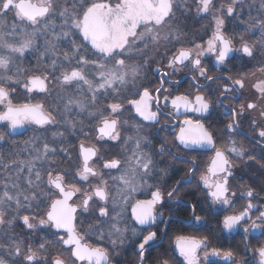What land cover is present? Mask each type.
I'll list each match as a JSON object with an SVG mask.
<instances>
[{"label":"snow or ice","instance_id":"1","mask_svg":"<svg viewBox=\"0 0 264 264\" xmlns=\"http://www.w3.org/2000/svg\"><path fill=\"white\" fill-rule=\"evenodd\" d=\"M193 5L197 16L211 18V35L185 45L176 13L190 12ZM229 21L239 31L227 32ZM30 53L35 63L25 67ZM208 57L227 74H209ZM234 60L253 70L233 75L227 65ZM185 70L192 74L191 91L173 95L165 85ZM149 72L158 78L154 88L143 83ZM250 80L251 99L238 107L224 104L237 100ZM20 90L26 98L16 101ZM214 93L215 107L230 116L222 141L202 119L213 110ZM129 108L140 121L124 116ZM246 118L258 151L234 139ZM168 121L179 126L175 153L167 141L157 147L145 132L149 125L162 131ZM262 121L264 0H219V6L217 0H0V141L34 126V134L15 145L7 160L0 156V264H112L111 251L125 245L133 248L136 264H145L154 250L153 264H177L162 248L176 219L171 213L181 205L190 208L184 222L198 229L208 227L206 216L232 208L237 161L264 170ZM70 136L78 145L68 143ZM109 142L120 151L104 150ZM201 151L212 152L197 179L205 216L197 214V202L180 196L198 171L196 157L182 152ZM165 155L188 165L167 191L160 180L178 170L170 173L173 164L159 167L164 161L157 157ZM139 191H150V199H136ZM239 195L246 205L223 215L217 226L242 231L245 240L253 233L264 236V211L252 202L257 192L242 185ZM166 207L168 215L161 210ZM80 215L93 220L86 231L78 226ZM175 249L183 264H201V250L204 264H264V243L254 248L246 243L240 253L210 246L208 235H177Z\"/></svg>","mask_w":264,"mask_h":264},{"label":"flooded vegetation","instance_id":"2","mask_svg":"<svg viewBox=\"0 0 264 264\" xmlns=\"http://www.w3.org/2000/svg\"><path fill=\"white\" fill-rule=\"evenodd\" d=\"M189 3H191V0H188ZM217 6H219V0H217ZM177 20L176 24L179 26V28L182 30V32L187 34V39L182 40V44H189L191 41L196 40L197 42L206 41L209 36L211 35V18L210 17H200L197 16L195 12V8L193 5L192 11L190 12H181L177 11L176 13ZM226 31L231 33L228 29V23L226 25ZM180 44H177L176 47H179ZM64 49L61 48V51ZM161 52H163V48L161 49ZM151 55V53H149ZM157 60H160L161 57L157 56ZM213 57H208L205 59V66L210 68V73L212 75H226L227 71H219L213 67ZM166 64V59L163 61ZM30 66L29 62H26V67ZM156 65L153 64L152 67H155ZM228 69H231V73L233 75H236L239 72H251L253 69L252 67H243L239 61H232L227 65ZM192 74L190 72H187L186 70L180 73H177L176 75L170 77V80L173 81L171 84H166L165 87H171L172 94L176 95L181 92L185 91H191L190 88V76ZM175 81H179V83H175ZM254 80H250L246 82L245 88L241 90V95L239 98L235 101L225 100L224 104H232L233 106H237L240 103L247 102L249 99L252 98L254 90L252 89L251 85L254 83ZM144 85L148 86L150 88H154L158 86V78L154 76L151 72L148 73V77L146 80H144ZM221 87L223 86V81L219 82ZM213 87H216V85H213ZM218 93H214L211 96V99L213 101V110L211 114L207 115L206 117L202 118L204 120V123L206 126L210 127V130L214 132L218 140H223L225 137L221 136V132L224 129V126L228 123L230 116L224 114L223 108H216L215 107V97ZM40 97V96H39ZM44 99H48L45 97ZM49 103H51V100H48ZM127 107V105H126ZM189 116L192 118H196V114L189 113ZM253 116L258 115L253 113L251 114ZM124 116L126 118H132L135 121H140V118L137 117L130 108L128 111L124 113ZM249 114L246 113L245 117H248ZM175 119V118H173ZM179 119H184V116H180ZM161 125L165 123V118L161 117ZM264 123V121H262ZM178 124L174 127L172 125L171 121H168V126L166 129L159 131L160 125H156L155 127L148 126L145 128L146 133H151V138L153 140V143L158 147L160 141H167L169 148L172 152H177L180 149L173 146V141L176 132L178 131ZM3 130V127L0 126V131ZM88 131H91V129H86ZM34 134V126L29 127L27 131L23 130L18 133H14L10 136H6L4 141H0V156H2L5 160L9 158V153L15 151V145H22L23 142L29 137H31ZM254 136V131L249 127V120L246 118L244 119L242 123V128L240 129V134L235 135L234 139L238 142V144H243L247 148H253L255 151H258V149H255L254 142L252 140V137ZM68 143L71 145H78L79 140L76 137L70 136L68 139ZM178 143V142H177ZM111 142L109 144L104 145V150H106L109 154L112 153H118L120 151V146L117 145L116 147H111ZM73 153L77 151V148L72 149ZM183 155H186L188 159H192L193 156L196 157V162L198 165V171L196 173V176L193 177V181L191 185H185L180 190V196L181 198L186 202H197L198 203V209L197 214L205 216V211H201V209H206L207 205L203 198V193L197 190V179L199 176V172L203 170L206 165L209 162V158L212 155L211 151H201L199 153H186L182 152ZM26 155V154H22ZM158 160H163L164 163L160 164L159 167L163 168L166 167L168 164H173L175 166L174 169H170V173L176 171L175 175H170L167 177H164L160 180L161 186H165V191H167L174 183L176 179H179L180 176H183L185 172L187 171L188 165L181 163L179 161H173L171 157L165 155L163 157H157ZM63 167H67V164L62 165ZM150 183H156V180L153 179L150 181ZM230 184L232 186V189L237 192V196L234 200V204L232 208H229L227 210H221L219 212L218 216H206V219L208 220V227L205 228H192L185 224L184 218L190 215V208H186L183 205H181L178 209H176L174 212L171 213L176 219L174 223L169 227L168 229V235L163 238L162 242V248L168 249L170 254L173 256L174 260L177 262V264H183V258L179 256L178 251L175 249V237L177 235H185V236H204L208 235L210 240V246L213 247H222V248H228L231 246L233 249L238 250L240 253H243V249L245 247V244L247 243L250 248H254L257 245L264 243V236H260L258 233H253L249 239L245 240L243 238L242 231H234L232 233L223 232L221 228L217 226V220L221 219L223 215L231 214L233 211H239L242 210L243 207L247 203V199H241L240 198V190L242 185H247L252 187L257 192V198L254 199L252 202L257 206V208L261 211H264V191L261 189L264 188V170L260 169L259 164H256L255 162H252L249 166L245 167L244 165L240 164L239 161H237V167L234 169V175L232 179L230 180ZM136 199H150L151 192L150 191H139L134 194ZM78 202V201H77ZM168 207H171L169 205ZM165 212L166 215H168L167 207L165 209H161ZM251 215L255 217L258 215V211L256 209H253ZM93 220L91 218H88L84 215L78 216V226L81 227L83 230L88 229V225L92 223ZM243 227V226H241ZM17 232H20L21 230L17 228ZM90 241L93 243H100L96 240L95 236L89 237ZM104 246L109 247L111 250V245L104 241L102 242ZM156 255V250L153 251L152 256L149 257V259L145 262V264H153V259ZM248 256H251V252L249 251ZM248 256H245L244 258L247 259ZM111 259L112 264H136L137 257L134 255V250L132 247H129L128 245H125L123 247H118L114 251H111ZM216 259V258H213ZM201 264H204L203 261V250H201Z\"/></svg>","mask_w":264,"mask_h":264},{"label":"rangeland","instance_id":"3","mask_svg":"<svg viewBox=\"0 0 264 264\" xmlns=\"http://www.w3.org/2000/svg\"><path fill=\"white\" fill-rule=\"evenodd\" d=\"M64 47H67V44L63 45L61 48L64 49ZM26 62H29L30 64H34L35 63V53L28 54ZM21 93H22L21 90L18 91L17 95L14 97V99L16 101H23L26 98L25 95H23ZM37 98L38 99H44L45 97L44 96H40V97H37Z\"/></svg>","mask_w":264,"mask_h":264},{"label":"trees","instance_id":"4","mask_svg":"<svg viewBox=\"0 0 264 264\" xmlns=\"http://www.w3.org/2000/svg\"><path fill=\"white\" fill-rule=\"evenodd\" d=\"M234 28H235V25H234L231 21H229V22H228V29H229V31H230V32H233ZM235 30H236V31H239L238 28H235ZM24 65H25V67H26V60L24 61ZM21 91H22V90H21Z\"/></svg>","mask_w":264,"mask_h":264},{"label":"water","instance_id":"5","mask_svg":"<svg viewBox=\"0 0 264 264\" xmlns=\"http://www.w3.org/2000/svg\"><path fill=\"white\" fill-rule=\"evenodd\" d=\"M21 131H22V129L18 130L17 133H18V132H21Z\"/></svg>","mask_w":264,"mask_h":264}]
</instances>
